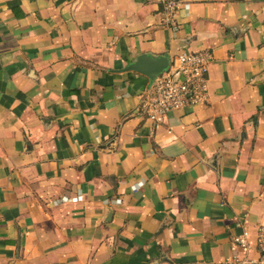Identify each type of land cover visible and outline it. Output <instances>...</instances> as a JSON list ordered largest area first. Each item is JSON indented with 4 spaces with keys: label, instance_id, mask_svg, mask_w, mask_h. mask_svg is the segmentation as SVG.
I'll use <instances>...</instances> for the list:
<instances>
[{
    "label": "crops",
    "instance_id": "crops-1",
    "mask_svg": "<svg viewBox=\"0 0 264 264\" xmlns=\"http://www.w3.org/2000/svg\"><path fill=\"white\" fill-rule=\"evenodd\" d=\"M179 1L172 39L156 0H0V264H231L242 229L257 258L264 0ZM179 51L206 100L153 129L124 69Z\"/></svg>",
    "mask_w": 264,
    "mask_h": 264
},
{
    "label": "built area",
    "instance_id": "built-area-1",
    "mask_svg": "<svg viewBox=\"0 0 264 264\" xmlns=\"http://www.w3.org/2000/svg\"><path fill=\"white\" fill-rule=\"evenodd\" d=\"M156 1L159 4L161 25L171 33L172 39H175L179 30V23L175 17L181 1ZM187 7L185 4L184 9L186 10ZM209 62L210 55L206 51H179L170 57L168 68L136 95L138 114L142 120L155 129L164 123L170 112L192 108L203 103L206 100ZM141 185V182H136L130 190L135 192ZM74 198L80 201L81 195L77 193ZM119 203L120 199L116 198L114 204L119 205ZM237 226L242 227V223L237 222ZM254 238L256 259L248 257L251 250L249 235L245 229H242L241 233L230 241L232 256L228 262L231 264H264V224L257 225Z\"/></svg>",
    "mask_w": 264,
    "mask_h": 264
},
{
    "label": "water",
    "instance_id": "water-1",
    "mask_svg": "<svg viewBox=\"0 0 264 264\" xmlns=\"http://www.w3.org/2000/svg\"><path fill=\"white\" fill-rule=\"evenodd\" d=\"M169 59L166 56L150 57L138 55L133 63L127 65L124 71H132L147 78L149 86L152 81L168 68Z\"/></svg>",
    "mask_w": 264,
    "mask_h": 264
}]
</instances>
